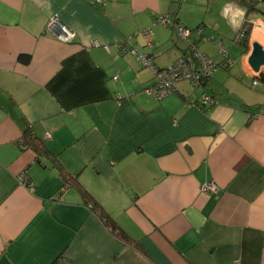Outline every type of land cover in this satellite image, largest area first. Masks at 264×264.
<instances>
[{
  "label": "crops",
  "instance_id": "0c3cea01",
  "mask_svg": "<svg viewBox=\"0 0 264 264\" xmlns=\"http://www.w3.org/2000/svg\"><path fill=\"white\" fill-rule=\"evenodd\" d=\"M246 1L249 12L239 0H0V264H264V81L247 61L253 43L264 49V0ZM233 5L245 43L235 8L222 14ZM190 42L225 66L146 94L152 67L128 49L162 68ZM202 93L212 104H193ZM26 130L49 155L25 147Z\"/></svg>",
  "mask_w": 264,
  "mask_h": 264
},
{
  "label": "built area",
  "instance_id": "2783aa9c",
  "mask_svg": "<svg viewBox=\"0 0 264 264\" xmlns=\"http://www.w3.org/2000/svg\"><path fill=\"white\" fill-rule=\"evenodd\" d=\"M102 2L103 0H98ZM157 23L164 26L169 24L168 17L164 14L158 17ZM47 28L52 30L56 28L58 32L55 36L62 41H71L75 37V30L63 24L58 18H52L48 21ZM151 30H143L140 32L141 35L145 36ZM176 34L179 39L187 40V38L192 33V29L181 26L179 24L175 27ZM196 36H201V30L196 28L193 30ZM243 31L239 29L235 35V43H238L243 38ZM92 45L95 47H101L102 45L97 41L93 40ZM147 45H151V42L147 41ZM106 47V46H104ZM128 52L132 54L135 58L140 60L143 64L150 65L153 70V81L149 85L143 88V91L151 95L157 100H160L167 96L168 94L175 91V83L177 81L186 80L193 86H199L205 81H207L212 74L215 72L218 66H225V63L220 64L214 62L210 57L204 52L200 51L195 42H190L187 47L183 50V53L170 65L162 68H157L153 66L152 59L140 52L135 48L131 47ZM222 55L226 57L224 50L221 49ZM230 64V62L228 61ZM116 78V77H114ZM257 81H253L256 84ZM213 99L210 95L202 93L200 97L193 103L198 106H205L212 104ZM48 134V133H47ZM20 183L28 185L30 188L32 184L29 182L25 172L21 173L18 177ZM203 192H214L217 189L212 182L203 184L201 187ZM238 264V262L234 263Z\"/></svg>",
  "mask_w": 264,
  "mask_h": 264
},
{
  "label": "trees",
  "instance_id": "16d2710c",
  "mask_svg": "<svg viewBox=\"0 0 264 264\" xmlns=\"http://www.w3.org/2000/svg\"><path fill=\"white\" fill-rule=\"evenodd\" d=\"M239 1L245 5V7L247 8V12H249L251 7H252V5H251L252 3H250L246 0H239ZM241 30L243 31L244 35H243V38L240 40V42L245 43L247 40L248 32H249V25L246 24L245 27L242 28ZM22 143L25 145V147H29V148L33 149L38 155H42V156L49 155V151L46 149L44 143L40 139L35 137L29 130H26L23 133ZM52 164H53V167L57 168L58 171L60 172V175L62 176L65 184L73 185L78 190V192L81 194V196L84 199L90 201L89 199H91V198H90L89 193L78 183V181L75 177L70 176L66 171H64L61 164H59V162L56 159L52 160ZM97 213L100 217L103 218L104 223L108 227H111L112 230H114V228H113L114 223L110 219V217L106 214V212H104L103 210L98 208ZM118 236L126 242L130 241L129 237L124 232H122L120 230L118 232Z\"/></svg>",
  "mask_w": 264,
  "mask_h": 264
},
{
  "label": "water",
  "instance_id": "95a60500",
  "mask_svg": "<svg viewBox=\"0 0 264 264\" xmlns=\"http://www.w3.org/2000/svg\"><path fill=\"white\" fill-rule=\"evenodd\" d=\"M248 64L250 65L251 69L257 73V76L264 81V72L260 70L261 66H264V49L257 44H252L251 52L248 56Z\"/></svg>",
  "mask_w": 264,
  "mask_h": 264
},
{
  "label": "clouds",
  "instance_id": "9594fccd",
  "mask_svg": "<svg viewBox=\"0 0 264 264\" xmlns=\"http://www.w3.org/2000/svg\"><path fill=\"white\" fill-rule=\"evenodd\" d=\"M232 8H235V13L233 14L229 22L233 28L239 29L241 23L243 22L244 9L240 8L239 6L233 5L229 8H226L222 14L224 16H228V13L232 10Z\"/></svg>",
  "mask_w": 264,
  "mask_h": 264
},
{
  "label": "rangeland",
  "instance_id": "374dc122",
  "mask_svg": "<svg viewBox=\"0 0 264 264\" xmlns=\"http://www.w3.org/2000/svg\"><path fill=\"white\" fill-rule=\"evenodd\" d=\"M174 37H175L176 40L182 41V40L179 39L178 36H176L175 34H174ZM221 54H222V53H221ZM185 81H186V80H185ZM256 81H257V80H256ZM186 82H188V81H186ZM257 82H258V81H257ZM187 84H190V83L188 82ZM191 86H192V85H191Z\"/></svg>",
  "mask_w": 264,
  "mask_h": 264
}]
</instances>
